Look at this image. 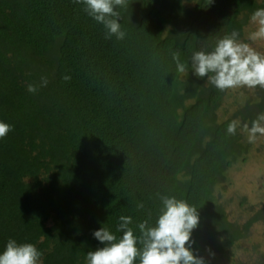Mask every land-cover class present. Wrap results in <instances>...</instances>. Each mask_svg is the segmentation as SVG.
I'll use <instances>...</instances> for the list:
<instances>
[{
	"label": "trees",
	"instance_id": "1",
	"mask_svg": "<svg viewBox=\"0 0 264 264\" xmlns=\"http://www.w3.org/2000/svg\"><path fill=\"white\" fill-rule=\"evenodd\" d=\"M261 1L129 0L116 9L118 40L82 2L0 0V121L12 125L0 138V252L15 239L33 243L43 264H87L103 246L95 230L119 238V217L131 216L138 236L169 196L197 208L193 253L212 264L239 229L207 200L224 169L244 159L242 125L264 113V90L218 120L223 91L193 74L191 56L233 30L240 37ZM234 119L241 127L230 135Z\"/></svg>",
	"mask_w": 264,
	"mask_h": 264
},
{
	"label": "clouds",
	"instance_id": "2",
	"mask_svg": "<svg viewBox=\"0 0 264 264\" xmlns=\"http://www.w3.org/2000/svg\"><path fill=\"white\" fill-rule=\"evenodd\" d=\"M85 5L84 11L107 29L106 38L115 36L123 39L125 33L119 22L120 12L116 9L128 8L129 0H76ZM212 0H209V4ZM255 30L250 33L251 41L264 40V8L256 9L251 15ZM172 59L177 71L187 76L189 67L180 59L179 52H173ZM191 70L199 78L207 81L223 91L247 87L264 89V53L257 51L250 43L239 39L235 30L216 41L211 51L199 50L191 56ZM65 80L69 77L65 76ZM47 80H42L46 85ZM29 92H36L37 87L29 84ZM241 127L239 119L232 120L227 126V133L235 135ZM12 130V125L0 121V138ZM242 131L247 133V139L254 143L257 136H264V113L256 119L242 125ZM162 208L155 221L139 222V235L134 234L130 227L131 216H120L117 231L122 232L117 237L107 227H100L93 236L103 246L87 252V264H204V258L194 255L192 249V232L199 226L200 217L197 208L189 205L183 199L162 196ZM142 208L143 204H138ZM42 253L33 243H18L9 239L0 252V264H43Z\"/></svg>",
	"mask_w": 264,
	"mask_h": 264
},
{
	"label": "rangeland",
	"instance_id": "3",
	"mask_svg": "<svg viewBox=\"0 0 264 264\" xmlns=\"http://www.w3.org/2000/svg\"><path fill=\"white\" fill-rule=\"evenodd\" d=\"M192 2L181 0L188 8ZM261 3L264 8V0ZM254 30L255 25L249 17L239 39L264 53V40L248 39ZM256 100H259L257 88L223 90L215 109L216 118L230 117L243 103ZM241 140L248 144L242 153L244 159L237 157L224 169L222 180L213 185L207 200L209 204H218L225 218L236 224L239 238L233 240L224 252L214 253L212 264H253L257 256L264 258V136L258 135L256 141L250 143L247 133L242 131ZM253 215L255 217L247 228L242 229L245 221Z\"/></svg>",
	"mask_w": 264,
	"mask_h": 264
}]
</instances>
